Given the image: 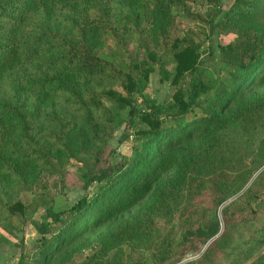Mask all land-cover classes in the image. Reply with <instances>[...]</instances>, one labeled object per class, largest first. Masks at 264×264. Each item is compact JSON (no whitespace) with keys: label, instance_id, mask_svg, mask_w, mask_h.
Segmentation results:
<instances>
[{"label":"trees","instance_id":"16d2710c","mask_svg":"<svg viewBox=\"0 0 264 264\" xmlns=\"http://www.w3.org/2000/svg\"><path fill=\"white\" fill-rule=\"evenodd\" d=\"M177 7L197 22L199 16L188 11L186 0H0V148L4 138L10 139L11 159L4 169L14 171L13 162L57 169L50 157L83 162L82 195L66 209L47 205L40 211L35 230L42 247L36 264H60L57 258L73 244L136 215L147 199L161 198L167 184L188 168L186 140L236 125L245 111L264 104V0H232L221 15V27L237 35L218 48L237 68L225 80L193 76L187 84L180 81L196 69L197 53L193 44L182 42L192 30L180 31L168 47L163 41L168 36L158 33L161 54L152 40V31L170 22ZM108 34L126 51L127 60L100 56ZM141 51L145 58L138 62ZM168 54L172 70L162 62ZM151 63H158V83L176 86L166 106L144 95ZM115 82L120 91L110 86ZM100 95L118 113L125 108L124 118L116 119L117 112L104 116ZM119 123L132 129L125 135H131L132 156L111 161L103 148ZM42 131L50 143L44 142ZM75 137L80 140L77 152ZM92 183L98 187L88 193ZM26 208L16 200L7 210L23 214ZM252 223L247 239L260 245L264 222ZM217 231V220L188 226L170 240L160 261L172 256V244L205 242ZM233 254L231 248L228 255Z\"/></svg>","mask_w":264,"mask_h":264},{"label":"rangeland","instance_id":"374dc122","mask_svg":"<svg viewBox=\"0 0 264 264\" xmlns=\"http://www.w3.org/2000/svg\"><path fill=\"white\" fill-rule=\"evenodd\" d=\"M231 4L232 0H186L188 11L199 16L197 22L177 7L171 10L170 22H163L160 30L152 31L154 48L161 54L163 41L168 47L171 38L180 31L192 30L182 44L194 45L196 69L185 73L181 84H187L193 76L204 81L216 77L225 80L226 73L237 68L218 48L237 35L236 31L226 30L219 23L222 13ZM158 33L168 37L161 41ZM100 56L108 60L129 58L110 34L100 47ZM162 57L165 68L172 70V57L169 54ZM144 58L142 51L138 52L136 60L140 62ZM151 64L153 70L144 95L166 106L176 86L167 81L158 83V63ZM110 86L121 90L118 82ZM99 99L104 116L116 115L118 109L114 103L101 95ZM124 110L119 109L116 119L124 118ZM244 113L236 125L215 133L202 132L185 141L188 168L180 179L167 184L161 198L147 199L136 215L118 219L108 228L103 226L81 241L83 243L77 242L64 250L57 261L60 260V264H135L149 260L154 264H264V243L255 245L246 234V229L253 228L252 222H264V104ZM131 130L124 123L114 126L103 156L111 161L122 156L129 160L132 141L131 135H125ZM42 138L50 143L44 131ZM9 140L4 138L0 148V238L5 239L0 241V264H17L20 256L21 264H36L37 252L42 247L40 234L35 230L40 211L47 205L54 210L66 209L82 195L80 169L83 162L78 161V157L62 156L60 160L50 157L57 163V169L13 162L15 170L10 171L4 169L9 162L6 160H11L7 156ZM79 141L77 137L72 141L75 152L79 150ZM97 187L98 183H92L88 193ZM16 200L27 207L23 214L7 210ZM209 220L218 221L215 235L205 242L172 244V256L160 261L170 240L177 239L188 226ZM13 224L18 228H12ZM55 229L56 226L51 231ZM231 248L235 255L230 257Z\"/></svg>","mask_w":264,"mask_h":264}]
</instances>
